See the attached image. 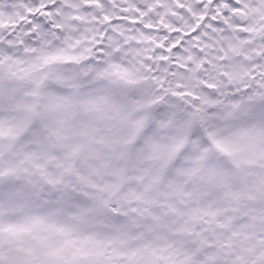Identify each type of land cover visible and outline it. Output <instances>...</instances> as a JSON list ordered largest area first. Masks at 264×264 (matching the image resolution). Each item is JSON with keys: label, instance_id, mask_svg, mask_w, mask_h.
I'll use <instances>...</instances> for the list:
<instances>
[{"label": "snow or ice", "instance_id": "snow-or-ice-1", "mask_svg": "<svg viewBox=\"0 0 264 264\" xmlns=\"http://www.w3.org/2000/svg\"><path fill=\"white\" fill-rule=\"evenodd\" d=\"M0 264H264V0H0Z\"/></svg>", "mask_w": 264, "mask_h": 264}]
</instances>
